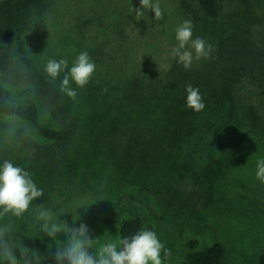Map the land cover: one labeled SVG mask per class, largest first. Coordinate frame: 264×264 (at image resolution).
<instances>
[{"label": "rangeland", "instance_id": "rangeland-1", "mask_svg": "<svg viewBox=\"0 0 264 264\" xmlns=\"http://www.w3.org/2000/svg\"><path fill=\"white\" fill-rule=\"evenodd\" d=\"M158 2L165 13L161 21L155 20L154 12L145 10L137 22L134 8L140 7V0H42L17 29L14 64L47 74L44 69L49 60L66 59L70 68L83 43L77 27L91 18L92 27L86 29L84 36L94 40L92 47L105 50L108 65L120 66L124 76L160 74L171 65L180 64L171 55L176 45L175 28L191 20L193 38H204L212 45V52L219 40L228 35L246 38L247 49L252 51L250 58L263 64L259 67L263 71H257L264 72V0H220L217 21L208 19L196 0H189L191 11L180 0ZM115 51L117 58L110 61ZM207 59L194 58L191 68L197 69ZM66 72L59 77L63 79ZM263 75H245L247 82L242 93L253 100L264 116ZM95 76L96 70L92 78ZM71 87L77 93L75 98L63 94L78 121L79 132L70 154L53 165L35 160L20 145L18 132L22 128L38 140L32 128L0 115V162L7 159L27 170L44 192L23 217H0V227L7 226L20 242L26 237L38 240L43 247L31 250L40 258V264H55L56 249L68 237L64 232L56 233L55 238L40 232L36 218L41 207L52 209L60 223L69 228L86 224L96 250L106 242L119 241L121 224L138 215L143 219V229L156 232L171 252L162 264H184L182 242L188 237L203 245L222 242L226 248L225 264H256V258L264 254V184L255 177V164L258 158H264V152L253 153L251 160L229 163L231 167L224 168L211 200L195 179H186L178 186L196 196L195 206L188 211L170 208L153 191H140L118 179L110 161L98 153L97 132L86 104V86L80 88L73 82ZM78 206L85 209L77 210ZM94 249L90 251L94 253ZM161 255L163 258V252Z\"/></svg>", "mask_w": 264, "mask_h": 264}, {"label": "trees", "instance_id": "trees-1", "mask_svg": "<svg viewBox=\"0 0 264 264\" xmlns=\"http://www.w3.org/2000/svg\"><path fill=\"white\" fill-rule=\"evenodd\" d=\"M41 1L0 0V115L32 128L38 140L22 128L20 145L35 160L53 165L70 154L79 132L60 89L62 79L17 68L13 61L17 29ZM180 1L191 11L189 0ZM196 1L208 19H219L220 0ZM89 20L77 27L83 37L80 53H89L97 71L86 85V104L97 132L98 153L110 161L123 184L153 191L164 205L188 211L197 198L178 185L195 179L211 200L229 163L264 152V116L242 93L245 75L254 78L264 73L257 71L263 64L250 58L246 38L231 34L220 39L197 69L173 64L160 74L124 76L120 66L107 64L105 50L92 47L94 40L84 36L92 27ZM116 58L115 51L109 59ZM189 85L199 88L203 96L205 108L200 112L186 107ZM143 228L140 216L126 219L119 240ZM21 243L29 249L43 247L30 237ZM182 243L184 264H225L222 242L203 245L188 237ZM256 264H264V254L256 258Z\"/></svg>", "mask_w": 264, "mask_h": 264}, {"label": "clouds", "instance_id": "clouds-1", "mask_svg": "<svg viewBox=\"0 0 264 264\" xmlns=\"http://www.w3.org/2000/svg\"><path fill=\"white\" fill-rule=\"evenodd\" d=\"M145 10L154 12L156 21L164 18L165 13L158 0H140V7L134 8L137 22L144 17ZM193 28L191 20H185L175 28L176 45L172 48L171 55L185 69L191 68L194 58L206 59L212 52V45L204 38H193ZM44 70L53 80L67 70L60 89L69 97L75 98L77 93L71 84L74 82L80 88L86 86L96 65L89 53L83 51L72 61L70 68L66 59H51ZM186 92V107L195 112L202 111L205 103L199 88L189 85ZM255 166V177L264 184V158H258ZM43 195V189L37 186L27 170L15 166L7 159L0 162V217L7 214L16 218L23 217L32 203ZM80 208L85 209L78 206L77 210ZM36 219L40 232L47 233L49 237L55 238L58 232L67 234V242L59 244L56 249L55 264H162V260H167L171 255L170 250L164 247L152 230L141 229L122 240L106 242L96 250L86 224L69 228L65 223H60L52 209L45 207H41ZM92 249L95 250L94 253L90 251ZM0 264H40V258L35 251L14 239L11 230L5 226L0 227Z\"/></svg>", "mask_w": 264, "mask_h": 264}]
</instances>
